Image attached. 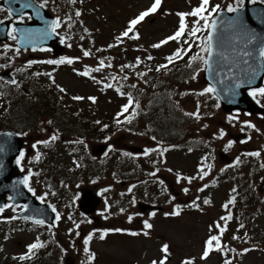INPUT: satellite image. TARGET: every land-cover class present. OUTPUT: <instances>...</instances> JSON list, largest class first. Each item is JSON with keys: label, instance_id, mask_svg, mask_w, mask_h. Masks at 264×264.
Listing matches in <instances>:
<instances>
[{"label": "rangeland", "instance_id": "obj_1", "mask_svg": "<svg viewBox=\"0 0 264 264\" xmlns=\"http://www.w3.org/2000/svg\"><path fill=\"white\" fill-rule=\"evenodd\" d=\"M52 1V0H51ZM153 0H87L83 3L86 12L82 19L76 16V22L74 28L78 27L84 30L83 35L86 37V44L92 46V50H89L90 55L84 56L82 46L74 38V42H70L69 46H66V54H73L74 58H77V67L80 70H85L90 75L93 73L94 67L97 65L101 71L107 75L106 80H110V77L119 78V82L122 85L121 91L117 94L113 89L103 90L98 84H93V80H84L77 75H73L69 69L61 71L58 75L59 82L68 87L74 94L78 92L89 97H95V101L90 103L89 101L77 102L78 105L87 106L86 110H91L96 115L101 117L109 116L107 111H110V117L105 123H108V129L110 140L108 142V148L111 147V152L96 156L92 152V148L98 142L101 137H98L97 131H91L92 140H86L74 134V145L70 148L73 151L76 161L71 160L70 157H66L63 160L66 162H46L41 163L42 166H46L48 171L55 174L58 170L66 174L70 166H65L68 162H74V177L77 178L76 183H72L74 189H68V195L73 196L79 190H88L90 193L93 189L98 192H102V203H97L96 208L98 211L95 213L98 221L92 224L88 223L83 215L78 211V208L73 206H63L60 212V219L57 221L55 228L41 225L42 228L38 231V239L35 242H39L44 246L41 247L42 251L36 249L29 255L26 252L27 247L32 244L34 240L30 231H27V224L21 220H15L12 223L14 234L12 238L6 239L9 230L4 231L3 238L0 239V260L6 259L10 264H23L21 257L28 259L45 260L46 264H54V260L60 258H66L71 256L74 264H152L156 261L157 264L161 260H164V264H184L185 261L191 260L192 264H225V261H230V264H264V208L259 210L258 214L251 219L250 208L244 209L241 215L236 214V210L232 201L245 202L244 199L238 198L233 182L223 181L218 177H214L207 182V187L202 186L203 191L190 192V196L186 197V194L180 192L182 185L196 186L200 183L202 175L200 169L203 167L202 158L203 151L200 149H194L193 151L188 146V140L180 143L179 140L192 134L200 136L202 139H209L214 145L211 150L212 155L216 159L217 166L220 165L223 173L226 171L227 159L231 158V155L226 154L222 156L219 140L213 134L216 129L219 128L221 118L224 111H217L210 107V104L206 109H202V113H205V117L201 122H197L199 119L194 116H190V124L183 128H174L172 134H169V129H164L163 132H159L158 116L161 109L157 105H153L154 110L151 114V120H154V128L140 129L138 131L128 130L122 128L125 126L123 123V117L119 112L122 111V106L126 104L128 94L131 93V89L126 86L134 84L135 79H140V76H135L136 68H143L147 71L149 68L157 71V67L166 63L168 53L174 52L178 47L176 41H169L166 44L161 45L160 48H154L152 45L165 40L171 36L177 29L175 27L179 24V16L175 14H167L165 10L179 6L184 8L186 5L185 0H162L160 7L156 13L147 16L141 23L135 26L134 33H130L129 36L138 35V39H130L128 37H122L120 41L116 38L121 37V34L128 28L129 22L140 15V12L146 11L151 5ZM72 0H65L64 6L61 7V11H68L71 6ZM154 3V2H153ZM152 3V4H153ZM55 4V2H54ZM50 4V8L54 6ZM48 7V8H49ZM75 8V7H74ZM3 18H9L7 12L0 8V22ZM11 18V17H10ZM195 21H191L190 25H194ZM203 28V27H201ZM65 27L59 30L64 33ZM207 29L200 31L201 38L204 37ZM65 34V33H64ZM66 35V34H65ZM207 35V33H206ZM67 36V35H66ZM68 38V36H67ZM205 38V37H204ZM69 39V38H68ZM13 40V39H12ZM11 40V42H12ZM5 45V43H0ZM112 45V47H109ZM197 47L195 50H197ZM194 50V51H195ZM38 54L47 55L48 52H38ZM151 56L152 59H148ZM195 56V54H193ZM16 59H23L24 56H15ZM139 58V63L137 62ZM104 61V67L100 66V62ZM195 60L191 58L188 60L186 67L183 65L178 72H169L165 74V68L159 71L160 81H173L176 84V88L180 86L182 88V95L174 96L175 100L179 99L182 102V115L186 113H194L199 111V118H201V110L197 108L199 100L202 99L200 91L203 90V72L197 73V67L191 68ZM0 62H4L0 60ZM83 62L91 64L83 65ZM185 64V60H183ZM110 65V67L108 66ZM85 68H82V67ZM126 66V67H125ZM121 74V75H117ZM123 75V76H122ZM125 77H127L125 79ZM183 78V81H182ZM115 81V79H111ZM144 83V89L148 98L152 91L155 90L157 82L154 77H150L148 81H142ZM203 83V84H202ZM118 85V84H117ZM190 88V90H188ZM193 92V90H195ZM124 93V95H121ZM171 96V97H173ZM88 98V97H87ZM146 104L144 99L143 101ZM133 107H135L133 105ZM163 108V107H162ZM1 110V109H0ZM81 109H79L80 111ZM76 108L74 106V113ZM119 113L117 118H114L116 113ZM184 112V113H183ZM127 113H132V109ZM166 114V113H165ZM144 118H149L151 115L146 110L142 111ZM211 117V120H210ZM210 120V126L205 127L203 121ZM113 120H116V124H113ZM120 123H117V121ZM123 120V121H122ZM151 123V122H150ZM146 122H144V126ZM45 128H49L44 124ZM166 127L173 128L174 123L167 122ZM158 129V130H156ZM79 130V129H78ZM38 133V132H37ZM34 134H27L26 150L27 148L35 150L37 144H31L32 141L38 138H44ZM156 139L153 140L152 137ZM160 139L167 143H173L174 148L170 151H162L166 147H162L157 141ZM195 144L198 141H193ZM180 143V144H179ZM35 145V147H33ZM144 148L141 152H137L136 148ZM159 149L158 151L151 152L154 154V161L150 162V158L142 159V154L145 149ZM61 147L57 152H51V158L60 157ZM102 152L103 149L99 148ZM162 152V154H161ZM128 153L129 155H125ZM113 154H120L121 159L117 162L109 163L108 160ZM206 155V154H205ZM202 158V159H201ZM149 161V162H148ZM114 164V165H113ZM150 165L143 166V165ZM106 166H109L113 172L117 169L122 171L118 179H114V183L110 184L109 179L102 178L97 180L96 178H90L85 181H79V177L84 175V171L91 172L94 175H102L106 172ZM206 167L210 166V162L205 163ZM239 170H244L246 173H242L240 176H245L247 180L249 177L263 178L258 174V170L252 172V167L247 166L246 162L239 164ZM28 169L38 172L34 163L28 165ZM158 169V171H157ZM171 169V171H169ZM157 173L156 179L152 186L151 171ZM240 172V173H241ZM123 176V179L120 176ZM221 175V174H217ZM33 176L34 184L36 188L40 187L39 180ZM179 177V180H178ZM195 179L189 180L186 178ZM206 176L203 177V179ZM120 178V179H119ZM169 183L170 194H166L160 197V192L163 191L162 184L165 180ZM129 186H124L125 182ZM178 183H174V181ZM158 181L162 184H158ZM175 181V182H176ZM133 185L135 187H133ZM158 187V193L156 192ZM131 188V191L129 189ZM166 189V187H164ZM97 189V190H96ZM152 190V191H151ZM137 191V192H136ZM136 192L138 197H145L147 199H157L156 205H160V210H155V215L149 214L147 211L145 214H139V208L135 203L134 195ZM244 195V192L241 191ZM186 204L182 208H177V200L184 201ZM194 200L200 202L195 203ZM207 199L209 203L205 204L204 200ZM78 200V199H77ZM248 203L252 202L248 197ZM194 203L196 206H194ZM228 207L225 208L224 205ZM121 209L124 211L122 212ZM172 210V212L179 211V215L172 217L162 210ZM16 208H4L3 212L13 213ZM134 211L137 216H135ZM231 216V219H221ZM129 216L132 217L129 221ZM247 221L248 229H241L242 219ZM216 219L219 220L216 222ZM10 220H13L11 218ZM147 220L152 223L151 229L144 227V221ZM23 224L26 227H23ZM215 224V226L213 225ZM219 224L220 227H217ZM79 225V227H77ZM211 226V227H210ZM96 229V234L93 231ZM220 228L224 231L221 234ZM122 229L121 232L108 231V234L104 239H100L99 235L103 233V230ZM147 232V235L144 233ZM132 233H137L132 235ZM91 234V239L85 243L86 238ZM212 235L219 236L220 238V250L213 251L204 260L203 253L205 250L204 244L206 243L205 237ZM249 236L252 240L249 242ZM233 237H237L234 239ZM253 243V244H252ZM168 246L167 253L163 252V246ZM57 250V256L55 257V248ZM88 249L86 252L85 249ZM45 249V250H44ZM244 249H249L245 252ZM90 255L97 256L96 263L84 261V256ZM202 253V255H201ZM165 256L167 259H165ZM35 262H38L35 260Z\"/></svg>", "mask_w": 264, "mask_h": 264}, {"label": "water", "instance_id": "obj_2", "mask_svg": "<svg viewBox=\"0 0 264 264\" xmlns=\"http://www.w3.org/2000/svg\"><path fill=\"white\" fill-rule=\"evenodd\" d=\"M3 4L9 7L15 15H20L27 10L31 11L32 16L34 17V22L32 21V25L36 29L41 43L47 44L50 43V41L52 42L56 40V36L51 31L53 18L49 16L47 12L35 2L32 0H3ZM25 5L28 6L26 7ZM247 10L244 11L246 14L249 13ZM233 18H238V24L234 29L228 27L227 22L230 19L227 17L222 16L215 19L219 31L215 33L214 36L219 39L220 43L219 46H217L216 39L213 41L215 56H213V60L211 62L212 68L207 69L205 73V79L214 86L219 95L226 98L225 100H229L225 92L230 93L234 90L239 91L241 99H238V102H241L242 99L246 98L245 89L249 87H257L261 84V78L264 74V69L262 70L261 76H259L260 69L257 68L256 65V51L259 48L258 44L260 43V39L258 40L256 37H254V35L248 33L249 25L247 24V15H244L241 19H239L238 15L234 16ZM25 25H18L17 33L20 35L19 45L21 47L29 46L30 40H34L36 38L34 33H27V30L24 29L27 27ZM8 27L9 22L0 25V40L7 39ZM249 41H251V43H249ZM217 52L220 55L221 60H223L220 62L223 66L222 69H217L215 65ZM234 52L237 54H242L244 60L249 61V63H254L255 65L251 64L245 66L234 64ZM245 52L249 53V55H245ZM244 68L255 70V77L252 78L251 83L246 85L242 83V75L246 71L249 72V70ZM236 79L239 81H236ZM237 84L240 86L236 87ZM21 143V139L10 131L0 133V207L4 205L6 202V194L10 192V200L13 203H26L27 208L19 215L29 216L30 218L36 220L43 219L51 222V218L49 217L51 211L49 207L46 206V214L44 209L40 210V205L35 201L33 195H31L24 187V176L16 168V158L21 147ZM94 199L96 198L93 197L90 192H86L83 195L80 203L81 209L86 212L94 209L97 203L94 201Z\"/></svg>", "mask_w": 264, "mask_h": 264}, {"label": "snow or ice", "instance_id": "obj_3", "mask_svg": "<svg viewBox=\"0 0 264 264\" xmlns=\"http://www.w3.org/2000/svg\"><path fill=\"white\" fill-rule=\"evenodd\" d=\"M161 2L162 0H154V3L150 6V8H148L146 11L140 13V15L131 20L129 22V26L128 28L121 34V37H117L116 39L118 41L121 40L122 37H128L130 39H138V35H133V36H129L130 33L133 32V29L135 28L136 25H138L139 23H141L147 16H149L150 14H154L156 13L157 9L160 7L161 5ZM252 2H255V0H252ZM243 3V0H240V4ZM26 7L28 5H25ZM220 10V6L219 5H215V6H211L210 5V0H201V3L199 4V6H197L196 8H194L192 10V12L190 13H178V16L180 17V23H179V27L178 29L175 31V33L169 37H167L165 40H162L160 41L159 43L157 44H154L152 45V47L154 48H160L161 45L163 44H166L168 43L169 41H177V40H180L183 36H185L186 34V28L188 27V25L186 24L185 20H186V17L188 16H192V17H197L198 19L195 20L194 22V25L190 28V30L187 32V35H190V36H197V33L202 31V30H205V29H210L208 32H207V35L206 37L204 38V41L202 43V46H201V52L205 53L204 56H201V55H197V56H194L192 57L191 59L192 60H200L203 62V64L208 68V69H211L212 68V60H213V56H214V45H213V41L214 39H216V43H217V46H219V39H217L214 34L217 33L219 31L218 29V25H217V22L215 20L209 22L208 20V16L210 15H213V14H217ZM239 11V5L237 7H233L232 5H229L227 7V12H230V13H235V12H238ZM12 12L9 11V18L12 16ZM76 15L79 16L80 15V12L77 11L76 12ZM20 19H23V16L20 17ZM203 21V28L199 27L200 25V22ZM2 23V22H0ZM228 24V27L230 28H235L236 25L238 24V18H233L231 20H229L227 22ZM59 26V22H55L52 26V31H55V28ZM17 29L13 28L12 29V32L9 33V35L11 36L12 39H16V36L13 35L14 32H16ZM249 43H251V41H249ZM109 47H112V45H109ZM191 47V44H189V48ZM185 51V49H180L178 48L176 50V52L167 57V60H168V64H172L174 63V57L175 58H180L181 57V53ZM84 56H89L90 53L88 51H85L84 53ZM245 55H249V53L245 52ZM258 55L261 57V58H264V47H260L259 48V52H258ZM148 59H152L151 56L148 57ZM137 62L139 63V58H137ZM30 64L32 62H29ZM47 63H50V64H63V63H68V64H71L73 63V60L70 59V58H62L60 60H49L47 61ZM245 63H247V61H245ZM100 66L101 67H104V61H101L100 62ZM110 67V65H108ZM189 66H191V61L189 62ZM126 67V66H125ZM168 65L167 64H162V65H159L157 67V71H159L160 69H163V68H167ZM96 71H99V69H96ZM82 75H85L87 76L89 73L88 72H84V73H81ZM37 75H39V73H37ZM248 76H249V79H248V83H251V80L252 78L255 77V70L254 69H250L249 72H248ZM127 77H125L126 79ZM12 83H16L15 80L12 81ZM240 85L237 84L236 87H239ZM106 87H112L111 84H108L106 85ZM133 87H135L133 85ZM61 91H63V89H61ZM117 91H119V89H117ZM216 91V89L214 87H207L203 90L202 93H200L201 95H203L204 93H214ZM259 92V94L261 95H264V87H261L259 89H254L252 91V95H256V93ZM121 95H124V93H121ZM73 99H76V100H79V99H83L82 97H74ZM89 99H91L92 101H95V97H89ZM134 103L136 104V106L138 107V102H134L133 100V97L131 94H128V102L126 104H124L122 106V113H127L129 112L130 109H132V115L129 116V117H126V120L127 122H131V120L135 117L136 115V111H135V108L133 107ZM218 106V105H217ZM197 108H199V105L197 106ZM186 115H189V116H194L195 118L199 119V111L197 110V112H194V113H185ZM119 115V114H118ZM231 119V118H230ZM51 123V122H49ZM98 123V122H97ZM117 123H120V121L118 120ZM106 127V126H105ZM249 127H254V125H250L249 124ZM221 136L224 135L223 131H221ZM56 139V136L53 135L51 137V140H55ZM153 140L156 139L155 136L152 137ZM50 141H43L41 143H49ZM231 144L232 142L230 141L229 142V145L228 147H231ZM33 147H35V145H33ZM159 149H145L144 151V155H148L149 153L151 152H154V151H158ZM168 149L165 148L163 149L162 151H167ZM162 154V152H161ZM21 155V158L23 157V153L20 154ZM125 155H129L128 153H125ZM251 155H259V153H251ZM38 158V157H37ZM239 161V158H237V162ZM17 163L19 164L20 163V160L18 159L17 160ZM158 171V169H157ZM169 171H171V169H169ZM202 175L200 176V179H203L204 176H207L208 175V172L204 171L203 168L200 169ZM152 175H155V173H152ZM189 180V183H191V180L192 179H195V177H192V178H186ZM178 180H179V177H178ZM23 183L25 185H27L28 183V177L26 176L24 178V181ZM133 187H135L133 185ZM205 187H207V185H205ZM29 191H32L31 188H29ZM129 191H131V188L129 189ZM185 193L188 192V189L185 188L183 190ZM200 191H203V189H200ZM41 199H43V197H41ZM234 199L232 201H229V203H232L234 202ZM204 203L207 204L209 203V201L207 199L204 200ZM194 206L195 203H194ZM27 207V206H25ZM225 208L228 207L227 204L224 205ZM0 211H3L2 208H0ZM53 212L56 211L55 207H53L52 209ZM121 211L123 212L124 210L121 209ZM151 215H155V212H153ZM166 215H168L166 213ZM171 215H179V211H176V212H173L171 213ZM232 217L229 215L227 218H224L222 217L221 219H231ZM25 219H28V217H25ZM56 219L59 220L60 219V216L59 214L57 213V216H56ZM132 217L129 216V221H131ZM35 223L37 224H43L44 221L43 220H36ZM77 227H79V225H77ZM144 227L146 229H151L152 228V225L150 223H148L147 220L144 221ZM211 227V226H210ZM217 227H220L219 224H217ZM241 227H243V225H241ZM108 231H114V232H121L123 231L122 229H111V230H106L105 232H103L101 235H100V239H104L105 236L108 234ZM220 231H221V234L223 233L224 229L223 228H220ZM137 233H132V235H136ZM145 235H147V232L144 233ZM234 239H236L237 237H233ZM91 239V234L89 235L88 238H86L85 240V243L88 242V240ZM215 242V250H220V238L219 236H216V235H212L208 238V240L206 241V247H205V250H204V253H203V258H207L210 254V252L213 250V243ZM44 245L41 244V243H33L31 245H29V252H31L32 250H35L37 248H41L43 247ZM85 251L87 252L88 249L86 248ZM163 252L167 253L168 251V246L167 245H164L163 246V249H162ZM245 252L249 251V249H244ZM94 255V254H93ZM92 257H90L91 259ZM21 259H25V257H21ZM165 259H167V257L165 256ZM152 264H157L156 261H153ZM159 264H164V260H161L159 262ZM184 264H192L191 260H188V261H185ZM225 264H230V261H225Z\"/></svg>", "mask_w": 264, "mask_h": 264}, {"label": "trees", "instance_id": "obj_4", "mask_svg": "<svg viewBox=\"0 0 264 264\" xmlns=\"http://www.w3.org/2000/svg\"><path fill=\"white\" fill-rule=\"evenodd\" d=\"M85 6L86 4L83 5V8H85ZM82 10L83 12H86L85 9H82ZM31 94L32 95L35 94V97L33 96L31 100H28V98L26 99V97H23L18 100L17 105L14 106L13 108L9 106H5V108L1 109L2 114H0V129L11 128L14 130L22 131L23 126L27 128L33 125L34 126L39 125L40 111L42 107H46V113L48 112L50 117L55 116V112L53 111V110L56 111L55 104L50 102L51 100H47L48 96L46 95V93L44 94L31 93ZM41 95L45 96L46 99L44 100ZM147 100L150 101L149 99ZM134 102H137L136 98L134 99ZM52 104L53 106H51ZM78 108L81 110L79 111ZM84 108H85L84 106H81V107L76 106V113H79V114L77 116H74V118L77 120L82 119V121H84L86 124L91 123V125L88 124L89 130H94L95 128L97 129L98 128L97 122H98V119H100V117L94 113L92 114L90 113L88 115L83 114L80 116V112ZM166 122H167L166 116L160 114L159 123L163 128L166 127ZM0 264H10V263L7 260H0ZM16 264L18 263L16 262Z\"/></svg>", "mask_w": 264, "mask_h": 264}, {"label": "flooded vegetation", "instance_id": "obj_5", "mask_svg": "<svg viewBox=\"0 0 264 264\" xmlns=\"http://www.w3.org/2000/svg\"><path fill=\"white\" fill-rule=\"evenodd\" d=\"M264 3V0H262ZM46 59H52V58H46ZM264 87V86H263ZM254 96V95H253ZM255 100L264 106V95L259 94V92L256 93L254 96ZM256 117V118H255ZM244 120H246L247 125H254L255 128L258 129L259 133L257 135V138L264 142V112L257 113V114H250L249 116H245ZM248 138L247 133L239 132L237 134L236 140H237V154L241 151L245 150L254 140V138L249 137V141H245L244 139Z\"/></svg>", "mask_w": 264, "mask_h": 264}]
</instances>
